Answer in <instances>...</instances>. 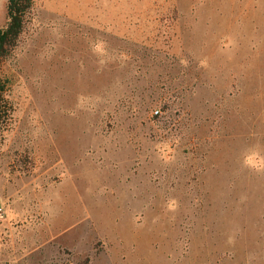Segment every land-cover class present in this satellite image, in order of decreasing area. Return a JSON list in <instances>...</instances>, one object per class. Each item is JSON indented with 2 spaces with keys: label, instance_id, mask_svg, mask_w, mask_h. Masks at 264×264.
<instances>
[{
  "label": "rangeland",
  "instance_id": "obj_1",
  "mask_svg": "<svg viewBox=\"0 0 264 264\" xmlns=\"http://www.w3.org/2000/svg\"><path fill=\"white\" fill-rule=\"evenodd\" d=\"M0 76V264H264V0H37Z\"/></svg>",
  "mask_w": 264,
  "mask_h": 264
},
{
  "label": "trees",
  "instance_id": "obj_2",
  "mask_svg": "<svg viewBox=\"0 0 264 264\" xmlns=\"http://www.w3.org/2000/svg\"><path fill=\"white\" fill-rule=\"evenodd\" d=\"M37 0H7L6 23L0 28V66L7 62L34 15ZM9 81L0 76V125L9 121L12 108L6 99Z\"/></svg>",
  "mask_w": 264,
  "mask_h": 264
}]
</instances>
